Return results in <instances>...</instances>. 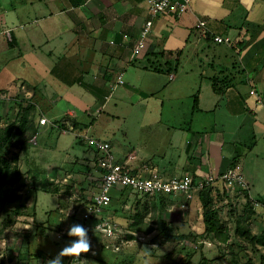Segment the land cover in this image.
I'll return each instance as SVG.
<instances>
[{
    "label": "crops",
    "instance_id": "crops-1",
    "mask_svg": "<svg viewBox=\"0 0 264 264\" xmlns=\"http://www.w3.org/2000/svg\"><path fill=\"white\" fill-rule=\"evenodd\" d=\"M188 51L199 66L192 77L179 71ZM12 96L43 116L51 108L50 121L140 104L166 148L117 161L166 178L235 167L253 193L264 167V0H191L181 15L156 16L147 0H0V100ZM63 99L73 107L59 117Z\"/></svg>",
    "mask_w": 264,
    "mask_h": 264
},
{
    "label": "rangeland",
    "instance_id": "rangeland-1",
    "mask_svg": "<svg viewBox=\"0 0 264 264\" xmlns=\"http://www.w3.org/2000/svg\"><path fill=\"white\" fill-rule=\"evenodd\" d=\"M188 53L179 71L192 77L199 66ZM0 101L3 130L13 126L9 135L4 133L8 141L3 153L21 171L15 188L25 205L23 214L0 236V264H46L74 239L66 234L72 223L91 225L88 234L95 254H82L86 264H264V246L256 241L264 230V206L257 202L264 195L263 166L253 193L238 182L210 185L218 218L215 232L207 228L200 190L163 200L113 190V200L98 216L113 225V233L107 234L94 228L98 219L83 217L101 172L97 150L80 132L85 129L88 135L109 141L115 156L135 152L141 160H150L167 138L145 127L142 105L89 108L82 119L87 122H81L67 115L73 106L63 99L57 113L67 116L48 119L43 126L41 109L31 102L18 96ZM45 109L54 118L55 113L48 112L51 108ZM64 264H71V258H64Z\"/></svg>",
    "mask_w": 264,
    "mask_h": 264
},
{
    "label": "built area",
    "instance_id": "built-area-1",
    "mask_svg": "<svg viewBox=\"0 0 264 264\" xmlns=\"http://www.w3.org/2000/svg\"><path fill=\"white\" fill-rule=\"evenodd\" d=\"M147 2L150 11L155 16L162 13L181 15L189 9L191 4V0H147ZM153 23L154 21L152 19L146 22L141 38L135 47V52H138L145 47V39L149 34ZM201 25L204 26L205 22H201ZM9 36L10 39L13 40L10 33ZM215 40L217 42L228 41L227 38L222 36H216ZM120 81L122 82V80ZM251 93H255V90H252ZM40 122L41 124H47L48 118L44 116L40 119ZM80 136L97 150V162L101 172L98 189L87 202L83 217L85 221L98 219V223L93 227L102 230L107 234L113 233V225L106 218H100L98 216L102 208L110 204L113 200V190H118L121 193L123 190H127L134 192L139 196L154 200L163 197L177 196L179 194L192 196L194 189L201 190L218 181L227 183L238 182L244 184L249 189L248 183L243 174H241V172L235 167H229L228 169L218 174L210 175L207 178H196L192 174L166 178L155 169H150L149 173L134 171L126 163L116 160L112 151V145L109 141L92 137L88 135L85 129L80 132ZM35 139L36 137L34 136L32 141H35ZM85 227L90 229L91 225L87 223L85 224Z\"/></svg>",
    "mask_w": 264,
    "mask_h": 264
},
{
    "label": "trees",
    "instance_id": "trees-1",
    "mask_svg": "<svg viewBox=\"0 0 264 264\" xmlns=\"http://www.w3.org/2000/svg\"><path fill=\"white\" fill-rule=\"evenodd\" d=\"M159 64H156L158 66ZM155 66V65H154ZM198 99L195 98V104L197 105ZM2 102L0 101V109ZM23 106L20 104V108ZM13 126L7 128L8 131H4L1 126L0 115V236L3 230L12 225L15 218L20 214H23L22 209L25 205L22 203L21 195L15 188L17 181L21 176V171L12 166L10 161L5 158L3 149L8 139L4 136V133L9 135L12 132ZM125 193V190L122 191ZM200 199L204 205V216L207 228L210 231H217V213L211 205V186L208 185L199 191ZM251 196H248V202H251ZM164 198H161L163 200ZM262 206H264V197H260L257 200ZM240 226V223H239ZM257 243L264 246V230L261 235L256 238Z\"/></svg>",
    "mask_w": 264,
    "mask_h": 264
},
{
    "label": "clouds",
    "instance_id": "clouds-1",
    "mask_svg": "<svg viewBox=\"0 0 264 264\" xmlns=\"http://www.w3.org/2000/svg\"><path fill=\"white\" fill-rule=\"evenodd\" d=\"M89 230L80 223H72L68 226L66 234L70 238L69 242L56 254L49 259L46 264H64V258H71V264H86L81 259L82 254L92 252V244L89 238ZM94 255L95 253L92 252Z\"/></svg>",
    "mask_w": 264,
    "mask_h": 264
}]
</instances>
